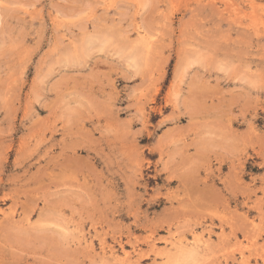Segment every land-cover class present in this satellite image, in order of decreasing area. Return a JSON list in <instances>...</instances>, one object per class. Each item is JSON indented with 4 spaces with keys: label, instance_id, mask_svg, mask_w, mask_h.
<instances>
[{
    "label": "rangeland",
    "instance_id": "1",
    "mask_svg": "<svg viewBox=\"0 0 264 264\" xmlns=\"http://www.w3.org/2000/svg\"><path fill=\"white\" fill-rule=\"evenodd\" d=\"M0 264H264V0H0Z\"/></svg>",
    "mask_w": 264,
    "mask_h": 264
},
{
    "label": "bare ground",
    "instance_id": "2",
    "mask_svg": "<svg viewBox=\"0 0 264 264\" xmlns=\"http://www.w3.org/2000/svg\"><path fill=\"white\" fill-rule=\"evenodd\" d=\"M66 231H67V230H66ZM66 231H65V232H66ZM178 248H179V247H178ZM185 248H186V247H185ZM180 249H181V248H180ZM183 250H184V249H183ZM183 250H182V251H183ZM188 250H189V249H188ZM261 250H262V248H261ZM261 253H262V252H261ZM198 254H199V253H198ZM241 255H242V254H241ZM243 256H244V254H243ZM124 258H125V257H124ZM245 258H246V257H245ZM246 259H247V258H246ZM246 259L243 260V261L246 262ZM247 260H248V259H247Z\"/></svg>",
    "mask_w": 264,
    "mask_h": 264
}]
</instances>
